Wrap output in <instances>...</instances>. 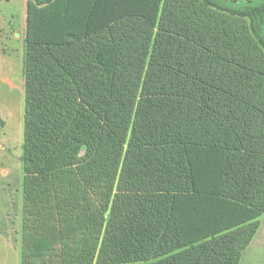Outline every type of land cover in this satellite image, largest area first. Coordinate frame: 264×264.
Here are the masks:
<instances>
[{
  "label": "trees",
  "instance_id": "16d2710c",
  "mask_svg": "<svg viewBox=\"0 0 264 264\" xmlns=\"http://www.w3.org/2000/svg\"><path fill=\"white\" fill-rule=\"evenodd\" d=\"M35 1L28 7L24 66L27 116L30 111L22 157L26 167H37L41 178H49L65 153L70 156L82 145L116 142L111 133L116 132L114 122L106 120L100 126L95 116H87L86 106L96 108L111 97L113 106L106 116L110 108L134 107L133 99L141 96L146 106L137 114L133 127L137 130L150 118L146 109L151 99L163 98L171 125L159 138L179 145L175 151L183 148L185 155L170 183L171 197L143 208L130 228L137 239L125 251L123 262L240 264L264 214V0H183L186 14L191 12L212 34L168 22L162 28L176 30L172 36L178 38L177 49L157 54L147 69L136 63L127 67V75L113 78L109 77L115 75L118 63L113 48L94 39L92 32L63 31L60 25L68 20L64 4L93 6V0ZM135 1L130 8L125 6L132 19L152 2ZM78 46L93 47L99 75L78 59ZM70 86L83 91L84 102L68 98ZM122 91L126 98L117 102ZM229 128L234 129L227 133ZM82 132L84 137H76ZM193 147L204 151V156L190 157ZM220 150L228 154L221 185H209L207 165ZM111 158L108 152L99 157L109 162ZM27 178L34 185L39 180ZM188 192L194 193L191 203L181 199Z\"/></svg>",
  "mask_w": 264,
  "mask_h": 264
},
{
  "label": "rangeland",
  "instance_id": "374dc122",
  "mask_svg": "<svg viewBox=\"0 0 264 264\" xmlns=\"http://www.w3.org/2000/svg\"><path fill=\"white\" fill-rule=\"evenodd\" d=\"M93 1V6L85 2L76 7L64 4L68 20L60 25L63 31L92 32L94 39L113 48L118 63L115 75L109 78L127 75V67L134 68L136 63L147 69L157 54L176 50L178 38L172 36L176 30L162 28L168 22L212 34L205 26L202 29L204 23L195 20L191 12L186 14L183 0H152L151 7L146 5L134 19L125 6L130 8L135 0H120L117 4ZM31 4L37 3L0 0V264H128L123 262L126 252L137 239V233L130 228L143 208L158 205L159 198L173 194L170 183L183 161V148L177 153L179 145L159 138L169 124L163 98L151 99L146 109L150 118L146 121L141 115L145 122L136 130L133 127L139 120L137 114L146 106L142 97L133 99L134 107L125 111L110 108L111 113L105 116L113 106L110 97L96 108L86 106L87 116H95L100 126L106 125V120L113 121L116 132L111 133L116 142L109 141L107 146L94 143L90 148L82 145L70 156L65 153L49 178H41L37 167L29 170L22 157L26 120L30 118L24 66ZM165 34L173 40L168 42ZM78 48V59L84 67H93L99 75L102 71L93 47ZM69 89L72 94L68 98L75 97L78 103L85 101L82 90L72 86ZM124 95L122 91L117 102L125 99ZM79 136L85 134L76 137ZM107 152L113 157L111 162L99 159ZM198 154L202 157L205 153L195 147L189 150L190 157ZM227 156L224 150L213 155L207 165L209 185H221V169ZM30 175L39 179L35 185L27 178ZM181 199L191 203L194 193L188 192ZM258 221L257 233L244 250L240 264H264V214Z\"/></svg>",
  "mask_w": 264,
  "mask_h": 264
}]
</instances>
